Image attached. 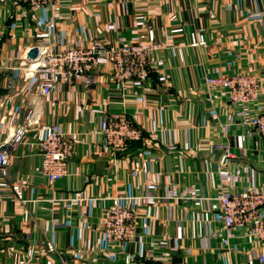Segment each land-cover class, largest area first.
Listing matches in <instances>:
<instances>
[{"label":"crops","instance_id":"1","mask_svg":"<svg viewBox=\"0 0 264 264\" xmlns=\"http://www.w3.org/2000/svg\"><path fill=\"white\" fill-rule=\"evenodd\" d=\"M42 33L48 39L36 38ZM150 41L162 47L157 67L147 85L125 93L107 69L94 85L61 84L49 96L25 77L26 54L38 46ZM239 72L264 77V0H53L38 12L0 0V148L11 150L6 182L23 191L21 201L0 189V264H112L122 255L128 264H260L244 240L219 246L221 188L264 191V141L234 123L223 96L202 88L206 76ZM110 113L127 115L142 139L105 150L99 123ZM52 125L74 141L57 183L39 173L38 143ZM20 128L24 137L10 147ZM220 144L233 157L217 173ZM114 200L132 211L136 231L118 254L102 237Z\"/></svg>","mask_w":264,"mask_h":264},{"label":"built area","instance_id":"2","mask_svg":"<svg viewBox=\"0 0 264 264\" xmlns=\"http://www.w3.org/2000/svg\"><path fill=\"white\" fill-rule=\"evenodd\" d=\"M53 0H15V3L33 12L43 11ZM61 8L64 4H61ZM48 34H38V40L48 39ZM199 46L204 45L199 43ZM194 44L193 46H198ZM40 51L36 61L25 72L26 79H36L42 96H49L61 84L94 85L96 76L108 70L113 88L125 93L132 84L147 85L149 76L157 67L153 57L162 47L156 41L148 43H122L117 47H107L98 42L77 47L58 49L48 44L37 47ZM206 93H219L232 107L234 123L241 128H251L264 141V77L248 72L206 76L202 81ZM23 128L17 129L11 141L16 146L24 137ZM102 146L111 153L127 149L132 141L142 139V132L124 113H110L99 123ZM224 154L216 166L221 173L228 159L233 157L226 144H220ZM0 148V189L11 191L22 201L21 182H6V167L11 160L10 148ZM40 153V175L49 183H57L68 174V166L74 153V141L60 129L52 125L46 136L38 143ZM218 183L222 186L221 180ZM147 191L155 193L157 186L147 185ZM152 197L139 200L148 205ZM167 199H180L169 194ZM222 217L219 246L228 251L236 240L259 251L257 259L264 264V191L247 189L236 194L221 188L214 199ZM134 215L131 210L114 200L113 205L102 216V237L108 252L118 254L135 238ZM261 252V253H260ZM128 264V257H127ZM248 264H255L250 259Z\"/></svg>","mask_w":264,"mask_h":264},{"label":"water","instance_id":"3","mask_svg":"<svg viewBox=\"0 0 264 264\" xmlns=\"http://www.w3.org/2000/svg\"><path fill=\"white\" fill-rule=\"evenodd\" d=\"M39 49L37 47L35 48H32L28 51V53L26 54V60L29 61V62H34L37 60L38 56H39ZM3 150V148L1 149ZM224 152L223 151H219V157L216 161L217 164L220 163L221 161V158L223 156ZM216 157V156H214ZM104 262H109V261H106V260H103V259H99L97 260L96 262H90L89 264H104ZM112 264H127V256L126 255H122L119 257L118 261L117 262H110Z\"/></svg>","mask_w":264,"mask_h":264}]
</instances>
